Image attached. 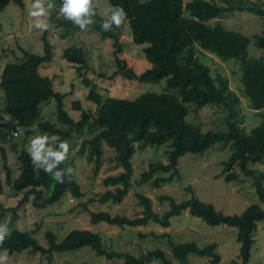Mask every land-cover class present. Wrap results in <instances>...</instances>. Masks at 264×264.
<instances>
[{"label": "trees", "instance_id": "16d2710c", "mask_svg": "<svg viewBox=\"0 0 264 264\" xmlns=\"http://www.w3.org/2000/svg\"><path fill=\"white\" fill-rule=\"evenodd\" d=\"M24 7V0H0V12L9 4ZM109 7L119 6L127 13L132 42L143 45L144 58L149 67L135 72L127 61L120 56L123 45L118 41L114 30L104 32L100 22L104 19L98 14L94 17L96 24L90 27L101 39L113 40L116 70L109 79L120 75L128 80L154 83L165 80V89L161 92L146 91L134 99L103 96L99 86L85 76L81 82L88 89L86 99L96 106L92 112L84 109L78 100L71 102L73 110L79 112L75 120L66 110L62 93L54 88L53 78L41 75L39 67L52 60L53 47L43 31V53L35 54L22 49L19 61H6L0 72V90L4 101L3 111L13 121L12 131L17 132L18 125L24 128V134L34 135L31 125L50 135H58L70 142L74 132L87 133L81 140L78 153L86 152L87 159L93 163V173L97 174L103 161V144L114 150L113 159L121 170L103 178L106 188L97 197L101 203L119 204L131 186L133 171L131 158L136 149L146 146H166V162L149 161L147 168L136 179V185L149 184L159 188L179 178L178 159L186 154H202L216 143L223 149H229V156L222 161V170L216 177H223L227 182L238 181L235 167L245 177L252 179V185L259 202L264 204V171L249 168V164L264 162V59L250 56L248 47L251 41L255 47L264 50V30L252 36L226 28L221 19L234 11H247L264 16L260 4H245L241 0H108ZM56 24L63 26L61 37L71 35L79 29L71 21L56 18ZM214 20L213 23L209 21ZM201 48L215 54L222 60L233 58L239 62L241 70L242 92L250 106L261 116L262 121L250 131H245L242 122L244 115L240 105V96L228 87V79L217 74L212 76L210 67L196 56ZM62 58L75 64L80 72L87 69V61L81 46H69L63 50ZM102 76V74H101ZM55 100L56 121L42 117L40 109L49 99ZM193 104L196 109L206 105L216 106L224 114L225 129H208L201 131L186 120L187 105ZM60 122L62 127H57ZM3 124H0V128ZM4 134L6 139L8 134ZM18 135V133H17ZM18 174L11 178V169L7 165L6 148L0 144V160L5 169V181L10 184L15 194L23 193L13 207H4L0 202V222L6 212H10L8 227L10 235L0 245L8 254L21 253L27 250L40 252L48 260L53 252L73 251L81 247H90L96 255L107 259L122 257L123 264H145L159 260L163 264H185L191 253L210 258V264H219L220 256L215 252L216 244L210 243L199 247L194 242L172 244L171 257L168 258L161 248L146 251L140 256L109 250L103 244L100 233L87 229L70 231L61 242L56 243L54 234L46 232L49 242L47 248L39 245L27 231L14 227L18 218L17 210L29 200L36 208L53 204L69 192L80 198L83 195L75 176L66 171L64 182L57 183L50 174L35 168L22 148L16 156ZM66 168V162L60 165ZM112 187V188H108ZM190 196L180 201L166 194L158 199L167 201L168 208L162 213L152 209L150 199L136 192L137 203L142 206L139 216L132 218L122 214H111L108 211L91 212L90 221L106 222L120 228L145 226L150 221L161 227H168L170 219L187 210L191 215L201 218L207 225L224 224L236 227V240L239 243L238 257L241 264H247L250 251L255 242L254 231L257 222L264 220V210L259 204L247 206L240 214H224L212 203L199 200L190 186L185 188ZM3 184L0 177V193ZM88 198L86 202H92ZM82 205H86L83 203ZM231 261L229 264L233 263ZM76 264H91L81 262Z\"/></svg>", "mask_w": 264, "mask_h": 264}, {"label": "rangeland", "instance_id": "374dc122", "mask_svg": "<svg viewBox=\"0 0 264 264\" xmlns=\"http://www.w3.org/2000/svg\"><path fill=\"white\" fill-rule=\"evenodd\" d=\"M145 1V0H141ZM187 0H184L186 2ZM245 4H255L258 2L264 9V0H241ZM32 0H24V7L20 8L14 3H9L0 12V72L6 61H19L24 51L42 54L43 42L41 35L43 31L36 30L30 26L28 15ZM56 8L52 14L56 18L64 19L59 14L61 0H55ZM109 8L108 0H97L96 12L104 19V12ZM213 23L214 20L209 21ZM221 22L226 28L239 31L247 36L260 34L264 30V16L255 15L247 11H234L226 14ZM64 28L56 24L54 19H50V28L47 31V39L52 44L53 57L48 63L39 67L41 75L53 78L54 88L62 93H67L64 98L66 110L75 119H79V112L71 107V102L78 100L84 109L92 112L96 110L95 104L86 99L88 89L85 88L81 79L85 76L91 78L99 86V91L103 96H113L118 98L134 99L139 94L152 91L161 92L165 89V80L161 79L154 83L128 80L118 75L113 79L108 76L116 70L114 45L110 38L101 39L99 35L91 31H81L76 29L68 37L62 38L61 33ZM118 34V41L123 45L120 54L135 72H141L149 67V62L144 58L143 45H135L132 42L131 32L126 21L119 28L113 27ZM111 30V31H112ZM69 46H81L87 61V69L80 72L76 70V65L62 58L63 50ZM199 61L206 63L211 70L212 76L220 74L228 79V87L240 96V105L244 119L242 126L245 131H250L258 125L262 118L250 106L248 99L242 92L241 70L239 62L233 58L222 60L218 56L201 48L196 50ZM248 53L250 56L263 58L264 50L255 47L253 41L249 44ZM102 74V76H101ZM0 96L2 91L0 90ZM188 109L186 120L199 128L201 131L208 129H225L224 114L216 106L206 105L201 109H196L193 104H186ZM4 101L0 99V144L6 148L7 165L11 169V178L18 174L16 156L28 142V135L24 134V128L20 125L15 127L18 135L10 141L4 139V134L11 132L13 121L6 116L4 111ZM55 100L49 98L41 107L42 117L56 121ZM31 125V128H33ZM57 127H62L60 122ZM36 126V125H35ZM43 132V131H42ZM83 135L74 132L70 139V150L66 162V168H71L73 174L80 184L83 195L80 198L72 196L69 192L63 194L59 201L47 205L44 208H36L32 202V195L17 210L18 218L14 227L27 231L36 242L44 248L49 246L46 236L47 231L54 234L55 242L59 243L74 229H87L98 232L101 235L103 244L109 250H116L121 253H130L140 256L148 250L161 248L168 258L171 257V245L183 242H194L199 247H205L210 243H215V252L220 256L219 264H241L238 257L239 243L236 240V227L224 224L216 226L207 225L201 218L191 215L187 210L180 215L170 219V225L166 228L150 221L145 226L120 228L115 225L100 221L92 223L90 221L91 212L108 211L111 214H122L127 217L141 215L142 206L137 203L136 192L146 195L151 203L152 209L156 213H162L168 208L167 201H160L158 196L166 194L172 196L175 201L186 199L190 193L185 190L190 186L195 196L207 203H212L214 207L224 214H240L247 206L257 203L264 210V204L259 202L257 194L252 185V179L245 177L238 169L239 180L227 182L223 177H216L222 170V161L229 154V149H223L221 143H216L202 154L186 153L178 159L177 168L179 178L172 182L162 184L159 188L149 184L136 185L135 181L140 173L147 168L149 161L166 162L164 145L146 146L136 149L132 155L131 186L119 204L111 202L101 203L97 201L100 193L106 190L102 180L107 175L116 174L121 167L114 161V150L103 144L104 153L102 165L97 174L93 173V163L86 157V152L78 153ZM249 168L264 171L263 163H250ZM5 169L0 160V177L3 184V191L0 193V202L4 207L15 206L23 196L15 194L11 190L10 184L5 181ZM112 188V187H108ZM88 198H93L92 202H86ZM86 203V205H82ZM11 213H5L0 223L7 222ZM10 229V228H9ZM255 242L250 251V258L247 264H264V220L257 222L254 231ZM5 250L0 249V252ZM8 254V253H7ZM8 264H76L88 262L91 264H123V258L114 257L107 259L105 256L96 255L88 246L81 247L73 251L53 252L50 260L40 252L30 250L8 254ZM145 264H163L159 260H154ZM185 264H210V258L191 253L188 255Z\"/></svg>", "mask_w": 264, "mask_h": 264}, {"label": "clouds", "instance_id": "9594fccd", "mask_svg": "<svg viewBox=\"0 0 264 264\" xmlns=\"http://www.w3.org/2000/svg\"><path fill=\"white\" fill-rule=\"evenodd\" d=\"M56 8L55 0H32L29 10L30 26L36 30L46 31L50 28V19ZM97 0H61L59 14L71 21L81 31H87L96 24L94 17L97 15ZM105 19L100 22V28L104 32L111 31L113 27L119 28L127 20V13L119 6L109 7L104 12ZM34 135L28 137L25 146L32 165L50 174L57 183H63L66 171L71 173V168L62 169L68 159L70 145L58 135H50L42 132L38 126H33ZM17 136V135H16ZM14 136V137H16ZM10 235L8 223H0V245ZM7 251L0 252V264H8Z\"/></svg>", "mask_w": 264, "mask_h": 264}, {"label": "built area", "instance_id": "2783aa9c", "mask_svg": "<svg viewBox=\"0 0 264 264\" xmlns=\"http://www.w3.org/2000/svg\"><path fill=\"white\" fill-rule=\"evenodd\" d=\"M16 135H17V132L12 131L11 134H8V135L6 136V139H7V140H10L12 137H14V136H16Z\"/></svg>", "mask_w": 264, "mask_h": 264}]
</instances>
